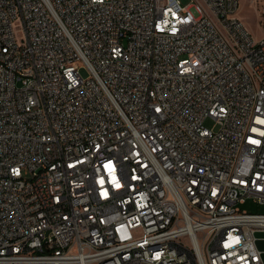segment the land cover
I'll use <instances>...</instances> for the list:
<instances>
[{
  "label": "built area",
  "instance_id": "obj_1",
  "mask_svg": "<svg viewBox=\"0 0 264 264\" xmlns=\"http://www.w3.org/2000/svg\"><path fill=\"white\" fill-rule=\"evenodd\" d=\"M241 2L0 0V264H264Z\"/></svg>",
  "mask_w": 264,
  "mask_h": 264
},
{
  "label": "rangeland",
  "instance_id": "obj_2",
  "mask_svg": "<svg viewBox=\"0 0 264 264\" xmlns=\"http://www.w3.org/2000/svg\"><path fill=\"white\" fill-rule=\"evenodd\" d=\"M183 3L188 2L189 0H182ZM259 0L257 2H252L251 0H242L241 9L239 11V17L244 21L246 26L252 32L253 36L256 39H261L264 36V28L259 22L260 20V11L263 8V4ZM82 74L88 76L89 72L87 68H82ZM206 126L213 127L214 121L211 119L206 120ZM239 206L242 209H246L250 212H264V205L258 204L254 201L253 198H248L244 203H240Z\"/></svg>",
  "mask_w": 264,
  "mask_h": 264
},
{
  "label": "water",
  "instance_id": "obj_3",
  "mask_svg": "<svg viewBox=\"0 0 264 264\" xmlns=\"http://www.w3.org/2000/svg\"><path fill=\"white\" fill-rule=\"evenodd\" d=\"M260 246H261V247H264V245H263L262 243L260 244Z\"/></svg>",
  "mask_w": 264,
  "mask_h": 264
}]
</instances>
